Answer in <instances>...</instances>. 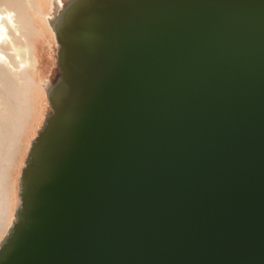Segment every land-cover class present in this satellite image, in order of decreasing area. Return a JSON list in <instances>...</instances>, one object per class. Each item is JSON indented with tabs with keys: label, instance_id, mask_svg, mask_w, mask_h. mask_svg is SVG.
<instances>
[{
	"label": "water",
	"instance_id": "obj_1",
	"mask_svg": "<svg viewBox=\"0 0 264 264\" xmlns=\"http://www.w3.org/2000/svg\"><path fill=\"white\" fill-rule=\"evenodd\" d=\"M66 1L0 264H264V0Z\"/></svg>",
	"mask_w": 264,
	"mask_h": 264
},
{
	"label": "rangeland",
	"instance_id": "obj_2",
	"mask_svg": "<svg viewBox=\"0 0 264 264\" xmlns=\"http://www.w3.org/2000/svg\"><path fill=\"white\" fill-rule=\"evenodd\" d=\"M64 1L59 0V33L65 18L69 16L65 12L60 13L62 8L66 10ZM66 3L68 6L71 4L69 12H72L79 5V0H67ZM0 5L14 13L15 24L9 31L13 43L6 41L2 49L18 71L16 75L5 63L0 62L1 249L18 218L21 204L17 190L18 177L20 179L33 138L46 124L49 111L52 112L51 98L43 85L49 83L51 86L53 82L49 77L55 76L57 72V42L55 34L44 22L43 12L48 10L47 0H0Z\"/></svg>",
	"mask_w": 264,
	"mask_h": 264
},
{
	"label": "bare ground",
	"instance_id": "obj_3",
	"mask_svg": "<svg viewBox=\"0 0 264 264\" xmlns=\"http://www.w3.org/2000/svg\"><path fill=\"white\" fill-rule=\"evenodd\" d=\"M47 1H48V10L43 12L44 22L45 25L48 27V29L55 34L57 45H59L60 44L59 32H58L59 24L57 20V14L59 11V0H47ZM14 24H15V20H14L13 11L9 10L6 6L0 5V62L5 63L10 68V70L17 75L18 71L16 66L10 60V57L7 54V52L3 51L2 49L3 47H5L6 41L10 40L9 42L11 44L13 43L9 31L11 29V26ZM43 86L47 89L49 95H52L53 86L52 85L50 86L49 83L48 84L44 83Z\"/></svg>",
	"mask_w": 264,
	"mask_h": 264
}]
</instances>
